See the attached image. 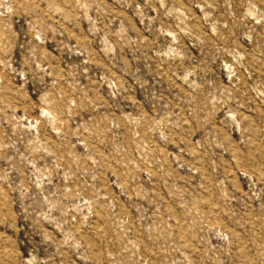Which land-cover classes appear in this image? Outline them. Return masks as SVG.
<instances>
[{
	"label": "rangeland",
	"instance_id": "obj_1",
	"mask_svg": "<svg viewBox=\"0 0 264 264\" xmlns=\"http://www.w3.org/2000/svg\"><path fill=\"white\" fill-rule=\"evenodd\" d=\"M0 264H264V0H0Z\"/></svg>",
	"mask_w": 264,
	"mask_h": 264
}]
</instances>
